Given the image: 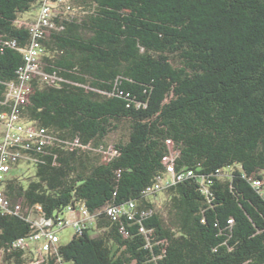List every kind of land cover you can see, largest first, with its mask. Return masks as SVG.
Masks as SVG:
<instances>
[{
    "label": "trees",
    "instance_id": "trees-1",
    "mask_svg": "<svg viewBox=\"0 0 264 264\" xmlns=\"http://www.w3.org/2000/svg\"><path fill=\"white\" fill-rule=\"evenodd\" d=\"M39 4L0 0V111L31 42L19 19ZM66 5L40 41L42 71L58 80L34 77L16 107L56 142L32 154L26 184L13 171L4 185L19 212L0 213V264H264V193L252 185L264 182V0ZM166 160L191 176L159 192L160 210L159 193L142 191ZM129 202L132 219L107 216ZM68 206L94 226L36 259L12 247L33 214Z\"/></svg>",
    "mask_w": 264,
    "mask_h": 264
},
{
    "label": "built area",
    "instance_id": "built-area-1",
    "mask_svg": "<svg viewBox=\"0 0 264 264\" xmlns=\"http://www.w3.org/2000/svg\"><path fill=\"white\" fill-rule=\"evenodd\" d=\"M70 11L66 0H40L36 16L27 27L31 42L22 50L24 64L18 70V82L9 84L5 103H13L10 111H0V213L10 214L19 212V204L13 208L6 198L3 188L11 173L17 170L20 162L33 163L32 154L41 152L45 146L52 145L56 140L45 129L39 128L33 123L22 121L16 111L20 103L26 101V85L34 77L50 82L58 80L42 71L40 60L45 55V49L40 41L45 39L52 30L56 29L53 18L64 15ZM164 176L156 183L142 191L145 197H151L167 187L181 181L186 174L176 173L172 162L165 161ZM253 187L260 193H264V182L252 180ZM134 204L129 202L119 207L106 209L107 216L112 219L127 217L132 219ZM96 217L91 215L83 206H68L64 213L55 219L45 218L42 215L33 214L30 218L31 232L16 239L12 247L22 250L31 258H39L42 255L54 252L60 243L58 233L66 228L73 229L74 234H80L90 226H94ZM72 235V236H73Z\"/></svg>",
    "mask_w": 264,
    "mask_h": 264
},
{
    "label": "rangeland",
    "instance_id": "rangeland-1",
    "mask_svg": "<svg viewBox=\"0 0 264 264\" xmlns=\"http://www.w3.org/2000/svg\"><path fill=\"white\" fill-rule=\"evenodd\" d=\"M67 4H71L73 7L74 5V0H66ZM77 8L74 9V15H76L78 12L76 10ZM37 11L32 10L31 12L22 14V16L19 19V24L18 26L25 25L27 26L36 16ZM126 134V126L125 124H122L118 130H116L114 133H112L106 140V144L108 145L109 151L111 152L113 149V145L117 144V142L120 139H123ZM17 174H15L18 178L19 181H21L23 184H26L27 180L32 178L33 173H34V167L33 164L31 163H26V162H20L18 165L17 170H15ZM230 171L226 172L227 174ZM153 202L156 204L157 208L162 210L163 209V203L165 200L164 193H159L156 197L152 198ZM73 229L71 228H66L58 233V236L60 238V245H65L67 244L73 235ZM70 264V263H66Z\"/></svg>",
    "mask_w": 264,
    "mask_h": 264
}]
</instances>
